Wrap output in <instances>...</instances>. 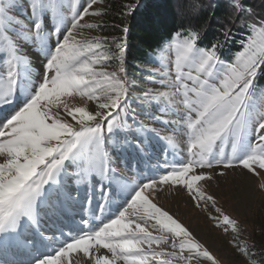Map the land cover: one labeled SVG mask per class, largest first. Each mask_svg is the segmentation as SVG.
I'll list each match as a JSON object with an SVG mask.
<instances>
[{
	"label": "snow or ice",
	"instance_id": "6c2138e0",
	"mask_svg": "<svg viewBox=\"0 0 264 264\" xmlns=\"http://www.w3.org/2000/svg\"><path fill=\"white\" fill-rule=\"evenodd\" d=\"M95 4L0 0V106L8 109L0 115V255L27 252L22 264H220L154 201L164 186L186 191L196 208L217 213H208L215 227L240 235L239 221L199 182L264 175V16L230 0L233 23L248 29L231 60L220 55L230 28L201 47L200 30L181 24L130 79L129 29L111 40L85 33L102 27L85 20L103 15ZM122 7L133 15L141 3ZM200 10L177 2L180 15ZM77 97L80 106L69 103ZM158 150L186 158L160 171ZM110 206L116 212L105 220ZM231 243L247 264H264Z\"/></svg>",
	"mask_w": 264,
	"mask_h": 264
},
{
	"label": "rangeland",
	"instance_id": "374dc122",
	"mask_svg": "<svg viewBox=\"0 0 264 264\" xmlns=\"http://www.w3.org/2000/svg\"><path fill=\"white\" fill-rule=\"evenodd\" d=\"M133 0H97V4L93 5V9L103 13L101 17H85V20L90 23H99L102 27L97 29H86L85 33L89 37L100 35L108 37L111 40L115 37L113 34H108L113 27L112 21L108 14L111 11H117L116 7H120L123 11V5L132 3ZM87 0H80L83 5ZM91 11V10H90ZM120 13V12H119ZM71 15V12H67ZM128 16V15H123ZM120 38V37H116ZM150 63L144 64L141 68H146ZM128 72V71H127ZM129 75V78L142 75L140 71H136L134 75ZM264 88V87H262ZM79 97L69 99L70 104H79ZM90 104L92 102H89ZM0 115H3L7 108L0 106ZM183 147V145H181ZM186 158L183 151L162 153L159 150L153 160V165L159 163L160 171L167 168L168 164L173 162L179 163ZM165 160L168 162L165 163ZM151 175L152 173H145ZM156 174H159L158 172ZM264 182V175L261 177L241 176L238 172H230L227 179L216 178L212 181H201L208 194H211L216 199V205L222 208L223 212L231 218L239 221L240 235L232 233L231 229L225 232L223 228L215 227V221L208 218V213L217 215L210 207L205 209L196 208L190 200L186 191H176L175 187L171 190L164 186V191L160 194L159 199L154 201L168 210L175 218L180 220L205 244L212 255L220 262V264H247L246 258L233 246L231 241L236 240L241 247L247 245L255 254L257 260L264 259V190L260 189L259 185ZM94 206V205H93ZM116 212L114 206H110L103 213V219H108ZM96 216H100V212L96 210ZM94 223H99L95 217L91 218ZM155 234V233H154ZM62 239V238H61ZM255 245V247H252ZM53 246H56L53 244ZM154 247H156L154 245ZM161 248H167V245H161ZM49 251L51 249H48ZM167 258V257H165ZM29 259L27 252H9L7 255H0V264H22L23 261ZM170 259V258H167ZM172 264H178L175 259H172ZM182 264V262H181ZM191 264H211L210 261H205L203 258L193 259Z\"/></svg>",
	"mask_w": 264,
	"mask_h": 264
},
{
	"label": "trees",
	"instance_id": "16d2710c",
	"mask_svg": "<svg viewBox=\"0 0 264 264\" xmlns=\"http://www.w3.org/2000/svg\"><path fill=\"white\" fill-rule=\"evenodd\" d=\"M178 0H140L141 7L133 15L123 16L120 7L108 14L112 28L108 34L123 37L122 29L127 27L126 68L134 75L144 64H148L158 51V46L181 24L187 29L190 26L201 32V47H207L217 40L223 41L225 28L231 29V36L224 43L220 52L223 60L229 61L241 50L248 36V29L239 23H233L235 12L230 0H192L200 6L199 14L180 15L177 12ZM243 6L250 8L258 16H264V0H241ZM133 3V1H132ZM120 12V13H119ZM258 87H264V75L257 81Z\"/></svg>",
	"mask_w": 264,
	"mask_h": 264
}]
</instances>
